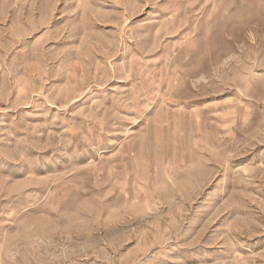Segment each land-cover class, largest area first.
<instances>
[{"label":"rangeland","instance_id":"obj_1","mask_svg":"<svg viewBox=\"0 0 264 264\" xmlns=\"http://www.w3.org/2000/svg\"><path fill=\"white\" fill-rule=\"evenodd\" d=\"M0 264H264V0H0Z\"/></svg>","mask_w":264,"mask_h":264}]
</instances>
